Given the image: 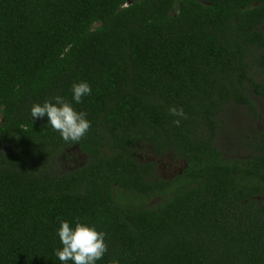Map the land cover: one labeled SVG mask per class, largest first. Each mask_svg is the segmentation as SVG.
Listing matches in <instances>:
<instances>
[{
    "label": "trees",
    "instance_id": "trees-1",
    "mask_svg": "<svg viewBox=\"0 0 264 264\" xmlns=\"http://www.w3.org/2000/svg\"><path fill=\"white\" fill-rule=\"evenodd\" d=\"M263 24L264 0H0V264H64L77 220L106 233L96 264H264V128L246 158L215 143L226 105L264 97ZM56 95L87 113L79 141L33 119ZM147 143L181 171L159 177Z\"/></svg>",
    "mask_w": 264,
    "mask_h": 264
},
{
    "label": "clouds",
    "instance_id": "clouds-1",
    "mask_svg": "<svg viewBox=\"0 0 264 264\" xmlns=\"http://www.w3.org/2000/svg\"><path fill=\"white\" fill-rule=\"evenodd\" d=\"M72 91L75 102L81 103L82 98L90 95L92 89L87 82H80L72 85ZM54 100L55 103L45 101L42 105L34 104L31 108L33 119L46 115L51 127L60 133L64 141H79L91 127V122L86 119L87 113L76 111L70 102L59 95L54 96ZM170 111L177 114L175 108ZM179 114H182V110ZM176 123L179 124V121ZM58 235L63 247L57 249L56 256L64 264L69 260L74 264H96L108 251L106 233L79 220L74 228L68 221H61ZM111 264H119V261L113 259Z\"/></svg>",
    "mask_w": 264,
    "mask_h": 264
},
{
    "label": "rangeland",
    "instance_id": "rangeland-1",
    "mask_svg": "<svg viewBox=\"0 0 264 264\" xmlns=\"http://www.w3.org/2000/svg\"><path fill=\"white\" fill-rule=\"evenodd\" d=\"M264 31V24L262 25ZM256 105L257 114H252L243 104L230 103L225 106L221 112L222 126L215 136V143L224 151L228 156H237L246 158L252 154V148L249 141H255V133L264 128V120L261 115V110L264 107V97H259L251 93ZM257 141V140H256ZM0 147L9 148V146L0 142ZM153 149L151 144H146L138 147L137 156L140 161H153L157 169L159 177L166 178L174 174L180 166L181 159L173 153H165L156 155L152 152L145 150ZM86 158L85 153L81 152L78 148L72 147L66 149L59 155L58 166L62 170H71L81 165ZM122 189L115 186L113 189L117 198L125 201V197H120ZM125 192V191H124ZM263 197V196H261ZM128 200V199H127ZM130 202H137L138 198H129ZM160 197L157 195L145 197L144 202L147 205H157Z\"/></svg>",
    "mask_w": 264,
    "mask_h": 264
},
{
    "label": "flooded vegetation",
    "instance_id": "flooded-vegetation-1",
    "mask_svg": "<svg viewBox=\"0 0 264 264\" xmlns=\"http://www.w3.org/2000/svg\"><path fill=\"white\" fill-rule=\"evenodd\" d=\"M146 152H152L153 154H155L156 152L154 151V148L152 149H150V150H145ZM224 152V151H223ZM165 153H172L171 151H164L163 153H160V154H158V153H156V155H162V154H165ZM184 162V160L183 159H181V163H180V166H179V168L177 169V171L176 172H179V171H181V168H182V163ZM175 172V173H176ZM175 173L174 174H171L170 176H168V177H172V176H174L175 175Z\"/></svg>",
    "mask_w": 264,
    "mask_h": 264
}]
</instances>
